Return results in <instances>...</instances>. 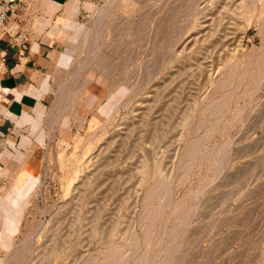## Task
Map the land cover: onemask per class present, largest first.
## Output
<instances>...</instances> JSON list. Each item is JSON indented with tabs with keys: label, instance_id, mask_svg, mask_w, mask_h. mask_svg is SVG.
<instances>
[{
	"label": "rangeland",
	"instance_id": "374dc122",
	"mask_svg": "<svg viewBox=\"0 0 264 264\" xmlns=\"http://www.w3.org/2000/svg\"><path fill=\"white\" fill-rule=\"evenodd\" d=\"M78 4L0 264H264V0Z\"/></svg>",
	"mask_w": 264,
	"mask_h": 264
},
{
	"label": "crops",
	"instance_id": "0c3cea01",
	"mask_svg": "<svg viewBox=\"0 0 264 264\" xmlns=\"http://www.w3.org/2000/svg\"><path fill=\"white\" fill-rule=\"evenodd\" d=\"M78 6V0H19L0 26V206L31 188L41 139L34 126L45 116L51 77L66 52L64 33ZM16 32L27 36L23 51L11 39Z\"/></svg>",
	"mask_w": 264,
	"mask_h": 264
},
{
	"label": "built area",
	"instance_id": "2783aa9c",
	"mask_svg": "<svg viewBox=\"0 0 264 264\" xmlns=\"http://www.w3.org/2000/svg\"><path fill=\"white\" fill-rule=\"evenodd\" d=\"M19 0H0V26L6 21L10 14L17 10ZM20 51L26 49L27 36L24 33L18 32L11 36Z\"/></svg>",
	"mask_w": 264,
	"mask_h": 264
},
{
	"label": "bare ground",
	"instance_id": "6f19581e",
	"mask_svg": "<svg viewBox=\"0 0 264 264\" xmlns=\"http://www.w3.org/2000/svg\"><path fill=\"white\" fill-rule=\"evenodd\" d=\"M103 17H104V15H103ZM102 16H101V18H103ZM100 19V18H99ZM99 22H100V20H99ZM94 29V28H93ZM83 37V36H82ZM67 42H66V44H67V47L68 48H74V47H76V46H81V44H80V39L77 37V36H73V37H70L68 40H66ZM91 42H90V40L88 39L87 40V42L83 45L84 46V52H88V51H90V49H92L93 47V45L91 46ZM89 47V48H88ZM73 79V78H72ZM74 80H76L77 82H78V80L75 78ZM77 82H75V83H77ZM69 83V82H68ZM75 83H74V86H75ZM69 84H73L72 82H70ZM66 85V84H65ZM77 85V84H76ZM69 86V85H68ZM78 86V85H77ZM67 87V86H66ZM72 87V86H71ZM74 88V87H73ZM72 88V89H73ZM76 88V87H75ZM71 89V90H72ZM65 90H63V92H64ZM73 91V90H72ZM71 92V91H70ZM63 95L65 94V93H62ZM61 94V95H62ZM62 95V96H63ZM60 96L59 97V99L57 98V102H55V107L56 106H58V105H60L61 103H65L66 101H68V95L66 94L65 96ZM62 98V99H61ZM59 102H61L60 104H59ZM67 103H65V105H66ZM69 105V104H68ZM67 106V105H66ZM66 106H62L61 108V111H63L64 112V114H65V112H66ZM63 107H65L64 108V110H63ZM67 107H69V106H67ZM59 108V107H58ZM60 109V108H59ZM68 109V108H67ZM59 112V111H58ZM62 114V113H61Z\"/></svg>",
	"mask_w": 264,
	"mask_h": 264
}]
</instances>
